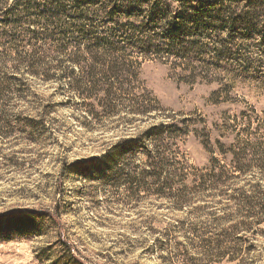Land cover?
Wrapping results in <instances>:
<instances>
[{
    "label": "rangeland",
    "instance_id": "obj_1",
    "mask_svg": "<svg viewBox=\"0 0 264 264\" xmlns=\"http://www.w3.org/2000/svg\"><path fill=\"white\" fill-rule=\"evenodd\" d=\"M143 2L57 0L67 15L47 26L30 23L21 0L0 1V20L13 22L0 23V81L21 91L0 101V264H264V0H207V37L187 41L209 79L146 63L134 96L108 114L21 64L115 8L124 25L155 2L170 22L186 13L177 0ZM134 99L155 111L134 115ZM181 122L189 136L170 142L164 170L148 163L156 147L125 144ZM221 167L222 185H210Z\"/></svg>",
    "mask_w": 264,
    "mask_h": 264
},
{
    "label": "trees",
    "instance_id": "obj_2",
    "mask_svg": "<svg viewBox=\"0 0 264 264\" xmlns=\"http://www.w3.org/2000/svg\"><path fill=\"white\" fill-rule=\"evenodd\" d=\"M4 1V0H0ZM56 1V2H55ZM21 0L27 4V13L30 16L27 20L32 23H42L54 25L63 20L67 15L60 7L55 10L57 0ZM149 4L150 0H143ZM183 3L185 14L177 16L178 22L169 21L168 8L160 7L158 2L152 3V10L145 18L139 15V22H129L124 25L119 17V8H115L110 13H105L99 26H91L89 30L80 32L73 40L65 41L68 33L62 32L58 43L59 49L54 51H34L31 53L26 65L34 76L43 73L47 82H54L60 86L68 85L71 91L80 100L90 102L97 101L103 109V113H110L114 110L115 102L121 99L130 90L134 96V89L139 81V70L146 63H158L171 65L175 70L179 68L188 72L190 83H197L208 80V74L212 71L210 64H198V59L190 49L192 43L187 41L190 37L204 38L210 27L205 21L210 19V4H205L207 0H177ZM193 2L199 6L195 7ZM45 3V4H44ZM133 6L128 4L126 11L134 15ZM208 7V8H207ZM124 10V9H123ZM139 13V12H137ZM194 13L197 16H193ZM102 15V14H101ZM75 18L84 19L83 16ZM11 17L7 16L2 22H11ZM137 19V18H136ZM14 20V19H13ZM39 21V22H38ZM202 22L200 26L199 22ZM235 21V20H234ZM237 23L233 22V24ZM34 25V24H33ZM39 25V24H37ZM191 25L194 29L184 28ZM235 27V26H234ZM161 29L160 32L158 29ZM223 28H219L221 31ZM129 30L137 32L139 35L131 36ZM3 40V39H2ZM46 45L52 43V36L44 38ZM54 57H57L55 60ZM204 73V74H203ZM21 91L14 89L11 81H0V101L7 95L16 96ZM130 95V94H128ZM150 100V96H145ZM150 100L149 103H151ZM147 103V102H146ZM134 115L146 116L155 111L150 105H145L136 99L129 102ZM94 108V105H90ZM93 118L98 117L94 111L89 112ZM189 128L185 122L179 125L161 123L153 126L146 133L145 137L130 139L125 144H136L140 141L144 148L150 151V147H156L157 151H150L148 163L151 167H156L160 171L169 167L168 152L173 146L172 141L189 136ZM212 170L209 176L210 185L221 184L220 178L224 175V167ZM239 173L240 168H235ZM264 171V167L261 168ZM158 182L162 178L160 174H151ZM206 184V183H205ZM167 185V183H166ZM222 185V184H221ZM264 201V200H263ZM264 208V202H263Z\"/></svg>",
    "mask_w": 264,
    "mask_h": 264
}]
</instances>
